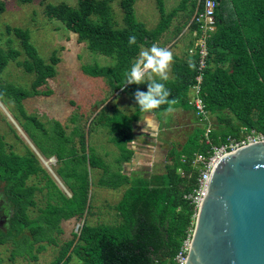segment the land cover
Masks as SVG:
<instances>
[{"label":"trees","instance_id":"obj_1","mask_svg":"<svg viewBox=\"0 0 264 264\" xmlns=\"http://www.w3.org/2000/svg\"><path fill=\"white\" fill-rule=\"evenodd\" d=\"M110 1L76 0L75 5L64 1L56 4L46 2L43 12L76 33L79 41H86L90 51L112 58V65L82 64L81 69L93 77H106L113 90L128 92L135 102L136 110L130 116L118 109H114L111 115L99 114V119L110 127V140L119 149L116 162L121 165L131 160L133 149L128 144L134 135L132 122L142 113L134 94L137 90L147 91V83L125 84V74L136 61L141 46L150 47L159 39L178 10L184 7L185 0L168 12L163 1L157 0L160 19L153 28H147L136 19L135 0H119L123 15L122 25H118L111 12ZM3 5L0 1V11ZM197 5L201 8L200 2H192L191 12ZM215 21V29L206 39L208 53L200 90L208 112L216 119L209 134L210 141L220 144L228 135L240 138L251 130L264 136V0H219ZM193 28L196 24L191 22L186 29L187 34ZM12 30L21 39L26 54L16 63L26 72H34L35 78L30 88H24L4 82L0 77V100H15L20 112L40 128L41 138H37L27 124L21 123L42 155L54 156L62 164L76 160L73 172L67 177L71 191L67 196L41 168L36 154L7 151L0 135V190L12 208L7 227L4 231L0 228V243L18 238L13 252L25 251L34 259V243H38V250L44 248L43 241L55 243L52 232L60 229L62 220L81 217L86 207L88 212L86 168L103 169L104 164L90 152L79 126H74L67 134L61 123L54 120L49 131L34 116L24 114L22 100L49 95L50 90L43 91L38 87L52 77L55 70L53 64L45 63L28 41L27 29L14 27ZM130 36L136 37V43L131 46L128 43ZM190 39L189 47L193 45V38ZM19 54L20 51L11 47L0 48V73L8 61ZM182 56L173 55L172 76L162 81L170 92L169 100L175 103L162 105L153 110L155 113L160 114L169 106L191 110L188 89L197 73V55ZM56 60L51 58L52 63ZM203 132V125L195 127L181 147L171 145L161 174L129 178L119 171L118 179L106 183L100 180L99 184L111 188L129 184L115 204L121 222L114 225L84 222L74 234V239L68 240L49 264H68L72 254L78 258L77 264H175L174 256L188 229L194 226L193 206L183 198V194L191 190L196 177V169L192 166L194 153L206 154L210 148L202 141ZM75 134L79 136L78 147L73 140ZM38 173L43 174L45 183L42 186L28 183V179ZM71 180L75 183H70ZM36 192H43L46 204L39 208L37 216L31 218L27 212L29 207L36 206Z\"/></svg>","mask_w":264,"mask_h":264},{"label":"rangeland","instance_id":"obj_2","mask_svg":"<svg viewBox=\"0 0 264 264\" xmlns=\"http://www.w3.org/2000/svg\"><path fill=\"white\" fill-rule=\"evenodd\" d=\"M0 1L4 3L3 9L0 11V48L7 49L11 47L20 51V54L14 60L8 61L0 73L2 81L30 88L31 82L35 78L34 72H26L21 65L16 63L23 60L26 54L23 50L21 39L14 34L12 29L14 27L27 29L29 33L28 41L34 46L37 54L45 63L53 64L55 72L52 77L47 78L45 83L38 87V89L43 91L50 90L49 95H37L22 100L21 106L24 114L34 116L49 131L54 120L61 123L67 134L71 133L74 126H79L85 134L86 145L89 146L90 152L100 158L104 164L103 169L86 168L90 203L88 212L86 207L81 217L62 220L60 229L52 232L55 243L43 241L41 244L44 248L41 250L37 249L38 243H34L33 253L36 255L34 259L25 251L22 253L13 252L19 240L18 238L14 241L8 239L0 243V264H49L59 255L65 243L70 239H74V234L78 233L79 227L84 222L90 225L100 223L114 225L121 222V217L115 209V204L121 199L129 184L111 188L105 184L101 185L98 183L100 180L106 183L113 179H118L119 171L116 170L120 166L116 162V158L119 156V149L110 140V127L105 124L104 120L99 119V114L102 112L111 115L114 109H118L121 113L130 116L135 112V105L129 96L123 93L122 89L113 90L106 77H93L84 73L81 69L82 64L99 63L100 65H112L113 59L98 52L90 51L87 48L86 41H79L76 33L67 29L61 21L48 18L43 12L46 2L56 4L64 1L70 5H75L76 0ZM162 1L167 12L182 2V0ZM193 1L198 2V0H185L184 7L178 10L167 29L155 42L158 46L169 49L173 55H182L183 52L185 55L192 54L189 53V49H193L194 44L187 49L191 34H187L186 29L194 14V11L191 12ZM157 4V0L134 1L133 8L136 19L143 22L147 28L155 27L160 19ZM109 6L117 24L122 25L123 11L119 6V0L110 1ZM7 26L9 29H7ZM150 47L143 46L142 48L148 49ZM52 57L57 59L55 63L51 62ZM171 66L172 63L168 73L169 77L172 76ZM166 114L167 112L164 111L162 120L152 121L151 123L152 127L155 128L153 129L152 138L158 132L154 172L146 175L149 172L141 169L140 157L137 156L134 164L127 162V164L122 165L129 172L123 171V168L121 171L126 173L129 178H132V176L148 178L151 175L163 173L164 163L162 156L171 146L172 143L170 144V141H177L175 146L180 147V144L185 140V137L181 135L183 130L189 132L186 135L189 137L195 127L202 125L192 109L171 112V120L167 124L164 120ZM210 121L213 125L216 122L212 114H210ZM21 123L27 124L29 129L35 132L37 138H41L40 128L33 125L20 112L19 105L15 100L10 98L0 100V135L4 142V148L7 151L12 150L19 154L28 152L36 154L35 149L40 153L36 145H34L35 142L23 130ZM133 127L136 134L134 139L137 142L150 138L141 135L143 134L141 130L144 131L149 128L144 120L138 123L133 122ZM152 138L149 139V142L151 141L155 144V140L153 141ZM73 140L78 147L79 136L77 134L73 136ZM40 155L46 162L48 158L52 157H46L41 153ZM36 156L41 168L59 190L70 196L71 191L67 177L73 172L76 160L62 164L55 158L45 164L38 154ZM45 181L46 179L42 173L33 175L28 179V183H36L38 186H42ZM69 182L75 183L73 180ZM34 197L37 202L36 206L29 207L27 212L31 218L37 216L40 213L39 208H43L46 204L43 192H36ZM0 206L2 208L0 212V228L4 231L7 227L6 219L11 215L12 208L1 190ZM2 215H5V217L3 218ZM25 232L28 233V231ZM71 256L72 258L68 264H77L78 258L73 254Z\"/></svg>","mask_w":264,"mask_h":264},{"label":"water","instance_id":"obj_3","mask_svg":"<svg viewBox=\"0 0 264 264\" xmlns=\"http://www.w3.org/2000/svg\"><path fill=\"white\" fill-rule=\"evenodd\" d=\"M185 264H264V141L241 145L217 159Z\"/></svg>","mask_w":264,"mask_h":264},{"label":"built area","instance_id":"obj_4","mask_svg":"<svg viewBox=\"0 0 264 264\" xmlns=\"http://www.w3.org/2000/svg\"><path fill=\"white\" fill-rule=\"evenodd\" d=\"M198 2H200L201 8H198V5L196 6L194 14L187 25L189 26L191 22L196 24V28H193L192 30L189 29L191 31L190 34L193 38L194 44V48L189 49V53H195L197 55V73L194 77V82L189 86L188 89V104L191 106V109L196 115L197 119L204 126L202 141L210 145V148L207 150L206 154L200 152L194 153L192 166L196 169V177L191 190L183 194V198L193 206L194 219L203 196L207 192V184L210 173L217 159L223 154L232 151L241 145L255 141H264V136L255 130L243 133L240 138H234L228 135L220 144H212L210 141L209 134L212 129L210 113L208 112L203 98L200 95V90L201 81L203 78V69L206 66V58L208 53L206 39L215 29V10L219 0H198ZM182 159H184L183 156ZM178 171L183 174L180 169H178ZM192 232L193 227L188 229L187 236L183 239L178 251L174 256L175 264L186 263L187 251L190 246Z\"/></svg>","mask_w":264,"mask_h":264},{"label":"clouds","instance_id":"obj_5","mask_svg":"<svg viewBox=\"0 0 264 264\" xmlns=\"http://www.w3.org/2000/svg\"><path fill=\"white\" fill-rule=\"evenodd\" d=\"M129 45L136 43V37L128 38ZM173 62V53L153 43L148 49H142L130 71L125 74V84L147 83V91L137 90L134 98L142 112L149 113L165 104H174L169 100L170 92L162 81L169 79L168 73ZM191 66V65H190ZM167 111H173L171 106Z\"/></svg>","mask_w":264,"mask_h":264},{"label":"crops","instance_id":"obj_6","mask_svg":"<svg viewBox=\"0 0 264 264\" xmlns=\"http://www.w3.org/2000/svg\"><path fill=\"white\" fill-rule=\"evenodd\" d=\"M143 46H141V49H140V52H141V50L143 49L142 48ZM144 47H146V46H144ZM188 45H187V49H188ZM190 48V47H189ZM182 55H185V53L183 52V54ZM182 55H177L178 57L179 56H181V57H183ZM171 77V76H170ZM123 93H125V94H127L128 96H129V98L131 99V101L134 103V105H135V110H136V104H135V102L133 101V99H132V97L130 96V94L128 93V92H123ZM173 108V111H181V110H183V111H188V110H185V109H183V108H181V107H172ZM172 111V112H173ZM164 112V111H163ZM162 112V113H163ZM165 112H167V114L164 116V120H165V123L167 124V123H169V121L171 120L170 119V115H171V112L169 113L167 110H165ZM162 113H160V114H158V113H155L153 110L151 111V112H149V113H145V112H142L139 116H140V118H138L137 117V119L136 120H134L133 122H140V121H142V120H144L145 121V124L149 127L148 129H146V130H141V133H143V134H141V135H144L145 137H150V138H152V136H153V129H155V128H153L152 127V125H151V123H152V121H155V122H157V120H162ZM134 114V113H133ZM133 122H132V128H133V139H132V141L128 144V146L129 147H131L132 149H133V155L131 156V159H132V157H133V159L132 160H130L129 162H131V163H135V158L137 157V156H139L140 157V160H139V162H140V167H142L141 169H144V170H148L147 172H149V173H147L146 175H150V173H152V172H154V170H155V165H156V145H157V134H158V132H156V134H155V136H154V138H152V140L155 142V144H153V142H149V139H143V141L142 142H137L134 138H135V130H134V127H133ZM155 126H157V125H155ZM158 128V127H157ZM152 130V131H151ZM143 131V132H142ZM191 131V130H190ZM187 133H189V132H186L185 130H183V133L181 134V135H183L184 137H185V140H186V135H187ZM185 140H184V142H185ZM184 142L183 143H181L180 144V147L184 144ZM172 143V144H171ZM170 144L171 145H175V144H177V141H175V140H171L170 141ZM167 153V152H166ZM166 153L165 154H163V156H162V159H163V166H165V162H166V160H165V158H166ZM135 156V157H134ZM51 158V157H50ZM50 158H48L47 160H53V159H50ZM138 162V163H139ZM123 164H127V162H124ZM123 164H121L120 166H119V168H118V170H116V171H120V172H122L121 171V169L123 168V171L125 170V167L124 166H122ZM134 169V168H133ZM126 171V170H125ZM126 172H129V171H126ZM123 173V172H122ZM89 197V196H88ZM88 201H89V199H88Z\"/></svg>","mask_w":264,"mask_h":264},{"label":"bare ground","instance_id":"obj_7","mask_svg":"<svg viewBox=\"0 0 264 264\" xmlns=\"http://www.w3.org/2000/svg\"><path fill=\"white\" fill-rule=\"evenodd\" d=\"M35 151H36V150H35ZM39 154H40V153H39ZM50 159H52V158H50ZM42 160L45 162V164H47V163H48V161H49V160H48V161L46 162V161H45L43 158H42ZM49 163H50V162H49Z\"/></svg>","mask_w":264,"mask_h":264},{"label":"flooded vegetation","instance_id":"obj_8","mask_svg":"<svg viewBox=\"0 0 264 264\" xmlns=\"http://www.w3.org/2000/svg\"><path fill=\"white\" fill-rule=\"evenodd\" d=\"M1 210H2V208L0 209V212H1ZM3 216V215H2ZM5 217V215L3 216V218ZM7 220H8V218L6 219V223H7Z\"/></svg>","mask_w":264,"mask_h":264}]
</instances>
